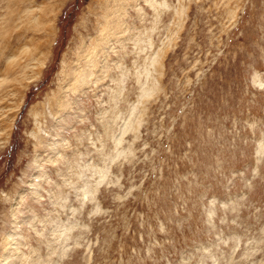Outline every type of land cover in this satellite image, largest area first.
I'll use <instances>...</instances> for the list:
<instances>
[{"label": "rangeland", "instance_id": "374dc122", "mask_svg": "<svg viewBox=\"0 0 264 264\" xmlns=\"http://www.w3.org/2000/svg\"><path fill=\"white\" fill-rule=\"evenodd\" d=\"M6 254L264 264V0H0Z\"/></svg>", "mask_w": 264, "mask_h": 264}, {"label": "bare ground", "instance_id": "6f19581e", "mask_svg": "<svg viewBox=\"0 0 264 264\" xmlns=\"http://www.w3.org/2000/svg\"><path fill=\"white\" fill-rule=\"evenodd\" d=\"M12 242H11V239L10 238H7L6 240H5V244H6V248H4L5 250H9V248H12V244H11ZM14 249V248H13ZM8 253H12V249L8 252ZM14 253V252H13ZM5 254V253H4ZM4 262H5V264H11V262H12V259L11 258H9V255L8 254H6L5 255V257H4Z\"/></svg>", "mask_w": 264, "mask_h": 264}]
</instances>
